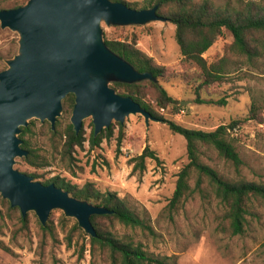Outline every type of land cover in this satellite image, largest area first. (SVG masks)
Returning <instances> with one entry per match:
<instances>
[{
	"label": "rangeland",
	"instance_id": "1",
	"mask_svg": "<svg viewBox=\"0 0 264 264\" xmlns=\"http://www.w3.org/2000/svg\"><path fill=\"white\" fill-rule=\"evenodd\" d=\"M12 1L0 0V7L8 6ZM124 1L142 7L147 0ZM213 1L225 7L240 6L242 1L248 0ZM102 28L108 38L124 39L127 35H135L137 46L157 63L181 72L176 77L162 80L168 92L182 101L181 109L159 107L152 93L145 96L153 108L169 120L209 131L234 119H244L254 97L264 102V57L251 63L232 60L223 80L203 91L206 98H226V105L199 104L195 102L194 93L199 83L196 77L199 68L182 55L173 22L153 20L146 24L118 26L103 21ZM18 40V32L0 25V70L5 69L7 60L17 53ZM232 41V33L224 29L205 52V58L209 63L220 60ZM143 82L147 83V80ZM64 110L58 118L60 129H65L71 122L72 112ZM113 123L114 135L110 139L105 138L95 148L86 140L83 147L76 148L75 160L69 161L61 153L63 140L51 136L50 122L31 118L28 125L31 130L26 137L50 165L40 169L23 157H17L15 167L29 175L42 173L44 178L60 175L79 186L91 181L102 191L117 192L136 211L149 213L155 234L120 225L116 227L117 232L142 242L156 255H176L179 264H264V201L255 199L251 202L245 231L238 235L229 231L223 205L216 199L207 180L202 184L203 191L195 190L177 210L170 212L168 204L178 173L189 161L186 138L173 132L162 120H150L147 125L142 114H131L121 124L124 136L119 146L120 125L115 120ZM92 124L91 117L83 121L87 137L93 129ZM230 138L243 160L239 172L232 162L215 153L205 160L226 178L240 173L249 180L264 182V121L245 119L230 130ZM146 145L157 159L148 157L145 168H136L132 158L140 155ZM195 182L196 175H193L191 185L195 186ZM2 197L0 193V264H110L105 253L92 254L89 237L73 229L77 219L66 216L62 209L51 211L48 220L54 221V231L45 232L34 211L28 212L29 222L25 226L20 209L10 203L4 204Z\"/></svg>",
	"mask_w": 264,
	"mask_h": 264
},
{
	"label": "trees",
	"instance_id": "2",
	"mask_svg": "<svg viewBox=\"0 0 264 264\" xmlns=\"http://www.w3.org/2000/svg\"><path fill=\"white\" fill-rule=\"evenodd\" d=\"M119 1L138 9L157 4L158 14L176 25L175 36L182 55L185 59L194 62L199 68L196 73L199 83L196 84L194 92L196 103L226 105V98H206L202 94L203 91L215 82L223 80L225 75L229 73L227 68L232 60L239 59L251 63L260 57H264V0L242 1L240 6L225 7L218 6L213 0H147L142 7H137V5L124 0ZM25 2L26 0H13L8 6L0 7V10L16 8ZM224 29L232 33L233 41L227 44L225 53L220 60L209 63L204 54L219 38ZM104 39L112 51L131 63L138 71H149L157 78V80L147 79V83L143 82L145 80L133 83L114 81L111 85L118 93L132 96L153 116L166 122L173 132L186 138L189 161L178 173L176 187L168 204L170 212L177 210L185 198L195 190L203 191L202 184L207 180L216 199L223 205L224 219L228 223L229 231L234 235L244 233L251 202L255 199L264 201V182L249 180L241 176L240 173L237 174L238 176L226 178L205 159L209 158L211 153H215L225 161L232 162L239 172L243 160L232 138H230V130L245 119L264 121V102L254 97L249 113L244 119H234L228 124H221L214 130L207 131L186 127L165 118L145 99L147 93L150 92L159 107L173 106L176 110L181 109L182 101L172 96L162 84V80L176 77L181 72L172 69L170 66L157 63L152 56L137 46L135 35L132 37L127 35L124 39H120L108 38L104 34ZM74 104L75 95L70 93L63 100L64 111L72 112ZM59 123L57 120L54 130L50 124L49 131L53 138L59 137L63 140L61 153L69 161L75 160L76 148L83 147L86 140L89 141L92 148H95L100 146L105 138L110 139L114 135V123L109 128H104L96 136L92 124L93 129L89 137L86 136L84 126L77 133L71 122L67 124L65 129H60ZM118 124L120 125L118 145L120 146L124 136V128L121 123ZM30 130V126H23L20 133L23 140L22 147L28 150V154L23 157V160L33 167L44 169L50 165V161L41 157L26 137ZM148 157L157 159L154 151L150 149L149 145H146L143 152L133 157L132 161L136 162V168L143 169ZM30 175L44 184L55 183L67 190L72 196L87 200L95 205L105 206L113 211L109 214H93L91 216L96 236L85 233L78 222L73 225L74 230H78L84 236L89 237L92 254L95 255L97 251L105 253L110 264H179L176 255H156L148 250L142 242L135 241L126 235L121 236L117 232L116 227L120 225L140 230L145 234H155L149 213L146 210L136 211L117 192L102 191L91 181L79 186L60 175L49 178H44V174L38 172ZM193 175H196L195 186L191 185ZM2 202L4 204L10 203L3 197ZM21 221L26 226L29 222L28 215L26 217L22 215ZM41 228L45 232L53 233L54 221L48 220L45 226L41 224ZM69 238L71 241V235ZM82 250H85V245H83Z\"/></svg>",
	"mask_w": 264,
	"mask_h": 264
},
{
	"label": "water",
	"instance_id": "3",
	"mask_svg": "<svg viewBox=\"0 0 264 264\" xmlns=\"http://www.w3.org/2000/svg\"><path fill=\"white\" fill-rule=\"evenodd\" d=\"M157 9V4L138 9L119 0H26L0 10L1 27L19 34L17 53L0 70V193L23 217L34 211L45 226L51 211L59 208L96 236L91 216L113 212L17 169L16 158L28 154L20 133L31 118L49 121L54 130L70 93L75 95L70 120L77 133L88 117L95 136L114 120L124 124L131 114H142L147 125L161 121L111 85L157 78L112 51L102 28L103 21L137 25L167 20Z\"/></svg>",
	"mask_w": 264,
	"mask_h": 264
}]
</instances>
